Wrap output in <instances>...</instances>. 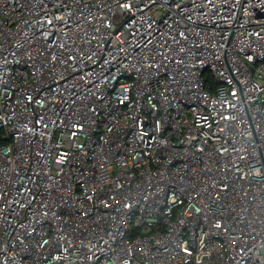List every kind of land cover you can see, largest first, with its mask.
I'll use <instances>...</instances> for the list:
<instances>
[{
    "label": "built area",
    "instance_id": "2783aa9c",
    "mask_svg": "<svg viewBox=\"0 0 264 264\" xmlns=\"http://www.w3.org/2000/svg\"><path fill=\"white\" fill-rule=\"evenodd\" d=\"M0 264H264V0H0Z\"/></svg>",
    "mask_w": 264,
    "mask_h": 264
}]
</instances>
